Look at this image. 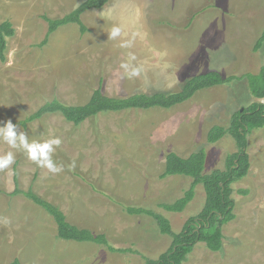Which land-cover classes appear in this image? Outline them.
I'll use <instances>...</instances> for the list:
<instances>
[{
	"label": "rangeland",
	"instance_id": "obj_1",
	"mask_svg": "<svg viewBox=\"0 0 264 264\" xmlns=\"http://www.w3.org/2000/svg\"><path fill=\"white\" fill-rule=\"evenodd\" d=\"M86 0H0V24L11 21L16 35L8 40L6 62L0 60V121L12 120L30 140L58 136L62 144L53 160L64 165L52 173L0 140V155L12 151L15 162L0 171V264L21 259L23 264H145L170 248L172 238L161 234L146 215H129L126 207L161 214L180 233L186 221L205 205L202 184L181 213L159 207L173 203L190 189L193 179H160L166 155L188 157L204 149V175L225 170L236 142L226 135L208 142L214 126H230L233 114L258 102L243 77L264 66V0H110L103 10L82 16L87 27L59 28L48 42L44 17L61 19ZM114 25L122 26L109 40ZM136 33L131 48L122 40ZM136 56L138 77L127 78L120 65ZM218 71L239 78L199 91L171 109L102 113L80 126L60 114L46 115L27 125L20 122L46 103L87 104L102 87L106 96L178 92L189 77ZM249 174L233 183L236 219L224 226V247L210 251L198 244L184 264H264V128L248 138ZM75 162V167L70 168ZM15 173L22 191L32 189L60 208L72 224L107 234L110 244L132 253H111L93 243L57 237V225L41 207L15 190ZM241 191H248L242 194ZM7 218L10 223H3Z\"/></svg>",
	"mask_w": 264,
	"mask_h": 264
},
{
	"label": "trees",
	"instance_id": "obj_2",
	"mask_svg": "<svg viewBox=\"0 0 264 264\" xmlns=\"http://www.w3.org/2000/svg\"><path fill=\"white\" fill-rule=\"evenodd\" d=\"M110 0H86L72 13L61 19L44 17L48 23V34L43 44L47 43L50 36L59 28L70 24L80 26L82 33H86L87 27L82 21V16L91 10H103ZM16 35V30L11 21L0 24V60L6 62L8 40ZM264 46V32L256 43V50ZM248 81L251 95L259 100L249 107L235 112L231 118L230 126H214L208 133V142L211 144L222 140L226 135H231L235 140L237 152L226 159L225 170H214L204 175L207 156L204 149L193 152L188 157H182L176 152L166 155L165 170L160 179L170 176H187L193 179L192 185L183 197L173 203H163L159 207L172 213H181L195 197V188L202 184L205 190L206 200L201 212L189 218L183 230L175 233L171 222L155 212L142 207H126L129 215H146L153 218L161 234L172 238V244L168 251L158 259L144 258L145 264H184L188 255L195 247L203 243L212 252H220L224 247V226L236 219L235 200L233 199L232 185L235 181L245 178L251 168V160L248 154V138L253 130L264 128V66L257 74H247L243 77ZM234 76L226 77L218 71H209L189 77L178 92H154L150 94L137 93L129 97L115 98L106 96L102 87L96 89L90 101L81 106H70L59 100L46 103L37 112L28 116L20 124L24 128L28 124L41 120L46 115L60 114L74 126H80L89 119L102 113L122 112L128 110H150L154 108L171 109L191 100L199 91L230 84L238 80ZM15 190L12 197L23 195L37 206L43 208L57 225V237L66 241L78 243H93L108 249L111 253H132L130 249L115 248L105 233H95L91 229L81 228L68 221L65 213L37 195L32 189L22 191L19 188L17 173H15ZM247 194L248 191H241ZM9 264H23L20 259H14Z\"/></svg>",
	"mask_w": 264,
	"mask_h": 264
},
{
	"label": "clouds",
	"instance_id": "obj_3",
	"mask_svg": "<svg viewBox=\"0 0 264 264\" xmlns=\"http://www.w3.org/2000/svg\"><path fill=\"white\" fill-rule=\"evenodd\" d=\"M123 33L122 26L114 25L108 32L109 40H117L121 38ZM136 33L127 40H122L121 48H131L136 38ZM136 56L133 53H128V61L120 65L127 78L138 77L142 71L141 67L134 62ZM0 140L7 143L12 149L21 150L26 153L27 158L42 168H47L48 171L56 174L64 169V165L57 164L52 156L56 149L62 144V140L58 136H51L43 140H30L25 132L19 131L18 125L12 123L11 119L0 121ZM15 162V155L12 151L4 155H0V171L10 169ZM70 168L75 167V162L69 165ZM3 223L8 224L10 221L7 218L3 219Z\"/></svg>",
	"mask_w": 264,
	"mask_h": 264
},
{
	"label": "crops",
	"instance_id": "obj_4",
	"mask_svg": "<svg viewBox=\"0 0 264 264\" xmlns=\"http://www.w3.org/2000/svg\"><path fill=\"white\" fill-rule=\"evenodd\" d=\"M21 260V259H20Z\"/></svg>",
	"mask_w": 264,
	"mask_h": 264
}]
</instances>
